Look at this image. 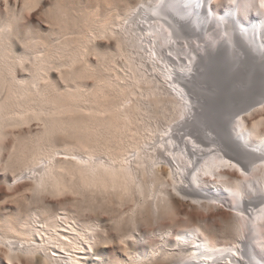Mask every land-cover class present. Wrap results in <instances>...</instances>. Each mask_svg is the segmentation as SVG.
<instances>
[{"label": "bare ground", "instance_id": "6f19581e", "mask_svg": "<svg viewBox=\"0 0 264 264\" xmlns=\"http://www.w3.org/2000/svg\"><path fill=\"white\" fill-rule=\"evenodd\" d=\"M38 1L0 11V264H264V0H50L20 25ZM155 40L181 73L144 69Z\"/></svg>", "mask_w": 264, "mask_h": 264}, {"label": "rangeland", "instance_id": "374dc122", "mask_svg": "<svg viewBox=\"0 0 264 264\" xmlns=\"http://www.w3.org/2000/svg\"><path fill=\"white\" fill-rule=\"evenodd\" d=\"M130 1H131L130 3H133V5L137 2V0H130ZM6 2L13 3L14 0H7V1L6 0H0V11L5 10V3ZM77 2H78V0L75 1V3H77ZM44 4H45V6H43ZM16 5H19V7H20L21 6V0H16ZM48 5H50V0H42V1L39 0L34 5L35 7L32 6L28 9L22 10L20 12V19H19V23H21L20 25L26 26L29 23L27 26L32 25L31 27H33V28H41V26H42L41 29H45L47 27V26H45V24L47 23L46 22V18H47L46 11L49 8ZM76 5L79 7H82V8H87L88 7V0L82 1L81 4L79 1V3H77ZM42 13H45V14H42ZM46 25H48V24H46ZM139 26L143 27V24H141ZM142 32H143V30H142ZM140 39H141V41H143V37H141ZM147 39H149L148 35H147ZM98 42H100V44H102V45H106V44L110 43L109 40L104 39V38L99 39ZM145 43L146 42H143V45H141V43H139V45H140L141 49H143V51H139L138 55L143 61L144 69L153 73L155 78H159V80H161V77H159V76H161L160 71L166 70V67L168 64H169V67H171V70H173L175 68L178 72H180V73L182 72L176 68L175 64H172V63H175V60L173 59V57H172V59L174 61L171 60L172 63H169L168 60L162 56V53H163V51H165L166 48L170 49L171 47H173V43H166V44L159 45L158 40L157 41L155 40V42L152 43L153 49L156 50V53H157V55H159V57L152 54L153 57H151V58L147 57V55H149V49H151V47L147 46L149 48L146 47V49H145ZM147 45H149V41H147ZM145 51H146V53H145ZM147 51H148V53H147ZM140 53H141V55H140ZM88 58L91 61L95 60V56H93V55H89ZM183 59H184V61H183ZM185 59H186V57L183 54L181 55V57H179V61H183V63H185ZM166 63H167V65H166ZM176 63H177V66H179L181 64L179 62H176ZM54 74H55V76H54L55 78H56V74H57V77L59 78V76H58L59 74H58V72H56V70H54ZM172 75H173V78L176 77V74H172ZM86 82L89 85H91L92 79L89 78L86 80ZM167 88L169 89V87H167ZM170 89H171V87H170ZM254 116H256V115H254ZM250 120H251V118L248 119V121H250ZM37 128H39V126L37 124H33L31 126L32 130H36ZM9 192H11V190L6 187L5 183L1 180V177H0V205L3 206V207L0 206L1 212L2 211H8L11 208L13 209L16 205V203L13 202L10 199V197L4 196V195H6V193L9 194ZM67 197L68 196H59V197H50L49 196V197H46L45 200H48L46 202L47 203L49 202V205L51 206V208H52V206L55 208L57 206V204L64 201V198L66 199ZM224 202H226V201H224ZM226 203L228 204V203H230V201H227ZM227 204L224 203V204L218 205L217 207L211 208L209 210H203L199 207H194L191 204L190 205H188V204L179 205V207L177 209L178 214L174 218V221L176 222L175 227L185 225L188 223H197V222H200V223L203 222L206 225L209 224L208 226L215 225L217 228L221 227V225L224 224L225 222H227L231 216V211L229 210ZM101 216L103 218L104 217L107 218L108 214L102 213ZM164 222H165V224L166 223L168 224L171 222V220H169V218H168ZM249 228H250L249 223H245V227H243L242 231L240 232V236L238 237L240 242L249 240L252 237ZM108 231L113 232V228L111 227V224L108 225ZM239 253H240L239 254L240 256L239 255L237 256L238 257V264H247L245 259L242 256L241 250ZM1 257H2V252H0V258ZM13 263L14 264H31L30 262H26L24 260H22L21 262L14 260ZM228 264H230V263H228Z\"/></svg>", "mask_w": 264, "mask_h": 264}, {"label": "snow or ice", "instance_id": "6c2138e0", "mask_svg": "<svg viewBox=\"0 0 264 264\" xmlns=\"http://www.w3.org/2000/svg\"><path fill=\"white\" fill-rule=\"evenodd\" d=\"M261 7H264V3L261 4ZM224 163H228V161H224ZM232 166L235 167V165H232ZM241 174H243V173H241Z\"/></svg>", "mask_w": 264, "mask_h": 264}]
</instances>
